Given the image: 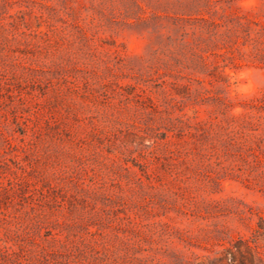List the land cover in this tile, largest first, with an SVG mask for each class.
<instances>
[{"label": "rangeland", "instance_id": "374dc122", "mask_svg": "<svg viewBox=\"0 0 264 264\" xmlns=\"http://www.w3.org/2000/svg\"><path fill=\"white\" fill-rule=\"evenodd\" d=\"M0 264H264V0H0Z\"/></svg>", "mask_w": 264, "mask_h": 264}]
</instances>
